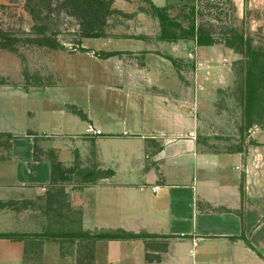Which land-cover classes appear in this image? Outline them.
Here are the masks:
<instances>
[{
  "label": "crops",
  "instance_id": "1",
  "mask_svg": "<svg viewBox=\"0 0 264 264\" xmlns=\"http://www.w3.org/2000/svg\"><path fill=\"white\" fill-rule=\"evenodd\" d=\"M117 55L104 98L58 122L67 180L50 181L48 133L0 138V234H23L0 237V264H264V119L216 132L161 63ZM119 232L140 237H98Z\"/></svg>",
  "mask_w": 264,
  "mask_h": 264
},
{
  "label": "rangeland",
  "instance_id": "2",
  "mask_svg": "<svg viewBox=\"0 0 264 264\" xmlns=\"http://www.w3.org/2000/svg\"><path fill=\"white\" fill-rule=\"evenodd\" d=\"M101 1L109 5L97 11L101 36L86 38L81 0H0V34L12 40L0 46V138L48 133L55 158L58 122L81 119L89 99L107 94L102 85L115 63L103 52H121L127 64L161 63L197 97L199 111L210 109L216 132L238 126L245 111L264 119V8L251 0ZM160 34L184 37L171 43Z\"/></svg>",
  "mask_w": 264,
  "mask_h": 264
},
{
  "label": "trees",
  "instance_id": "3",
  "mask_svg": "<svg viewBox=\"0 0 264 264\" xmlns=\"http://www.w3.org/2000/svg\"><path fill=\"white\" fill-rule=\"evenodd\" d=\"M150 9L154 12H159V8L154 6L153 4H150ZM109 9L108 3H105L101 0H81V10L79 13V21L78 24L81 25V36L86 38H97L101 36L99 29H97L98 26H100L102 23L99 20V17L97 15L98 9ZM109 13V12H108ZM192 31V30H191ZM190 31V33H191ZM184 36H175L172 34H160L158 36L161 40H167V41H175L176 39L183 38ZM192 37H195L197 44H204L200 37H197L194 35V33L190 34V39ZM264 42V41H263ZM12 43L11 38L7 37L6 35L0 34V46L1 47H10ZM120 52H103L101 58H107L109 56H112L114 54H118ZM255 52L251 51V54H254ZM258 53L263 57L264 59V46L259 49ZM262 70L264 72V65L262 66ZM249 106H246V109L248 110ZM9 136V135H8ZM49 165H50V181L51 183H56L60 181H64L66 179L65 174L71 173L72 169H65L62 168L60 162H58L55 158L49 159ZM67 180V179H66ZM61 236H64L63 234H60ZM72 236V234H70ZM69 235V236H70ZM23 234H0V237H7V238H20ZM56 235L51 234V237H55ZM98 237L106 238V239H137L140 237V235L136 234H128L119 232L118 234H102Z\"/></svg>",
  "mask_w": 264,
  "mask_h": 264
},
{
  "label": "built area",
  "instance_id": "4",
  "mask_svg": "<svg viewBox=\"0 0 264 264\" xmlns=\"http://www.w3.org/2000/svg\"><path fill=\"white\" fill-rule=\"evenodd\" d=\"M85 134L89 135H98L101 133L100 129L95 128L91 123H86L84 127ZM157 188V186H152L150 189L151 191H154Z\"/></svg>",
  "mask_w": 264,
  "mask_h": 264
}]
</instances>
